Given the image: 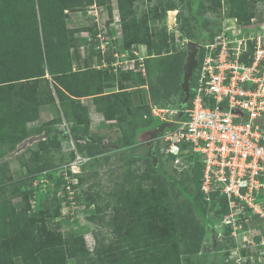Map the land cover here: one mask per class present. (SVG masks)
Instances as JSON below:
<instances>
[{"label":"rangeland","instance_id":"374dc122","mask_svg":"<svg viewBox=\"0 0 264 264\" xmlns=\"http://www.w3.org/2000/svg\"><path fill=\"white\" fill-rule=\"evenodd\" d=\"M95 1L65 11L68 29L75 30L70 36L74 70H82L93 77V81L88 80L95 82L93 86L107 85L104 93L126 90L127 100L132 93L133 98L139 95L136 112L131 113L124 107L110 121L101 114L92 120L93 127L89 130L99 136L76 142L65 121L81 114L80 108L76 112L73 110L76 100L89 107L85 96L77 99L63 86L59 88L50 75H47L49 80L27 82L38 95L37 110L33 109L35 102L30 104L18 93L11 94L12 110L8 103L6 106L0 103V199H12L22 218L23 229L27 227L26 217L34 220L40 231L86 246L84 249L90 254L87 261L71 256L66 244L65 264L111 263L114 258L108 259L109 251L120 252L116 245L129 229L148 242L151 240L165 247L171 264H236L237 260L247 264L244 256L247 251L242 249V241L237 239L236 247L234 242L216 238L213 225L220 214L215 207L218 196L214 194L211 203L205 202V221L189 200L187 193L197 194L194 155L184 151L176 159L170 157L165 136L174 131L179 125L177 121L182 119L180 114L171 115L170 110L181 109V97L176 89L181 77L184 79L185 64L169 61L162 66L163 61L157 60L151 43L158 40L163 28L175 37L173 51L187 50V45H182L181 41L184 38L194 40L197 31L201 32L200 42L214 41L228 26L233 27L229 34L238 39L259 37L264 34V0H105L103 5ZM29 2L31 0H0V32L12 27L11 21L20 17L21 9ZM34 3L38 4V0ZM168 7L171 9L164 12ZM3 10L11 13L9 17L3 15ZM95 29L103 35V41L92 39ZM127 41H132L130 47ZM114 53L117 56L114 57ZM111 54L112 62L108 60ZM134 57L144 61L142 68L129 69ZM118 61L127 71L112 66ZM111 73L116 76L114 84L108 82L111 78L107 74ZM141 78L146 84L138 81ZM121 82L129 87L122 89ZM42 99L47 102L42 103ZM141 104L146 109H142ZM155 105L170 110L157 115L153 110ZM92 106L95 105L92 103ZM10 111L14 115L5 114ZM35 113L38 118L27 122V139L47 136L26 145L23 143L27 139L16 143L13 133L25 123L28 115ZM101 121L106 126L102 127ZM158 122L160 125L155 124ZM47 132L53 133L54 143L46 140ZM42 140L46 142H40ZM57 142L60 146H56ZM46 165L49 166L40 170ZM158 166L182 187L158 173L155 170ZM65 172L77 183L74 210L66 197ZM32 176L36 179L31 186L29 178ZM151 189L156 197L149 193ZM20 238L11 236L6 241L7 247H19ZM59 249L46 253L49 258L39 257L35 264H53V258L61 255ZM13 264L26 263L23 257L16 256Z\"/></svg>","mask_w":264,"mask_h":264},{"label":"built area","instance_id":"2783aa9c","mask_svg":"<svg viewBox=\"0 0 264 264\" xmlns=\"http://www.w3.org/2000/svg\"><path fill=\"white\" fill-rule=\"evenodd\" d=\"M231 28L224 27L212 42L198 41L202 61L196 68L192 104L184 110L157 105L153 110L182 117L165 136L168 152L200 155L204 198L211 203L216 194L215 207L222 212L213 225L216 238L230 243L239 239L247 264H264V34L238 39L229 34ZM97 37L105 39L100 32ZM189 41L184 38L181 44L188 48ZM142 62L134 57L129 69L142 68ZM112 66L127 71L120 61ZM64 174L66 197L74 210L77 183Z\"/></svg>","mask_w":264,"mask_h":264},{"label":"trees","instance_id":"16d2710c","mask_svg":"<svg viewBox=\"0 0 264 264\" xmlns=\"http://www.w3.org/2000/svg\"><path fill=\"white\" fill-rule=\"evenodd\" d=\"M34 1L35 0H31V2L27 3L28 5H26V8L21 9L20 17L11 21L12 27L0 32V103L3 106H6V103H8L9 109L12 110V93H18L24 96V98L26 97L27 102H30V104L36 103L38 95L35 91L31 90V87H28L27 82L40 79L49 80L47 79V75H50L59 88L63 86L66 91L77 96V99L84 96H94L97 109L102 112L107 119H114L118 114V110L121 111L124 107L131 113L136 112L135 110L137 107L136 101L133 98L134 93L130 95V100H127L128 93H125L127 92L126 90L114 94H104L107 85L104 86V83H98L93 86L92 83L95 82H90L91 84L88 82V80L93 81V77L91 78L82 70H74L73 61L75 56L71 51L72 43L70 41V36H73L75 30L68 29L66 25V17L68 15H66L67 13H65V11L71 8L93 4L94 0L89 2L85 0H38V4L34 3ZM95 2L99 5H103L105 0H97ZM169 9L171 8H165L164 12H167ZM10 14L11 13H7V11L3 10V15L9 17ZM92 35L94 41L98 40V31L96 29L92 31ZM158 36V40H153L151 46L154 48L155 55L158 56L157 60L163 61L161 63L162 66H165L166 62L169 61H177L184 66L185 61H187L188 51L185 49L183 51L171 50L176 41L174 35L169 33L167 28L161 29ZM193 39L201 41V32L197 31ZM130 43H132V41L128 42L127 45L129 47ZM112 58L113 54L108 57V60L111 61ZM243 58L247 59V56ZM198 61L200 66L202 51L198 54ZM150 66L151 64L149 63L148 69ZM197 69L194 71L193 80L191 82V98L187 105H183L185 99L182 86L183 77H181V81L177 84L176 91L181 97L180 108L182 110L192 104L194 87L197 82ZM107 75L111 78L108 82L114 84L116 78L115 73ZM138 81L143 85L146 84L143 78L138 79ZM120 87L124 89L129 86L126 84L123 85L121 82ZM153 96V98L156 99L157 95L154 94ZM72 100L75 101L76 99ZM45 102H47V100L42 99V103ZM38 106L39 100L36 105H34L33 109L37 110ZM140 107L146 109L144 104H141ZM77 108H80L82 112L74 119L77 125L71 130L72 138L76 142L96 139V137L99 136L98 134L89 133L91 129V119L88 107L82 105L81 101L76 100L73 110L76 112ZM5 114L14 115L12 111H10V113L5 112ZM26 115L27 113H25V116ZM37 118L38 116L36 113L26 117L25 123L13 133V138L16 143H21L29 137L27 122ZM118 118L120 120L122 119L120 115ZM155 124L160 125L159 122ZM79 128H84V130L81 131ZM47 133L48 137L46 140L54 143L53 133ZM46 140L40 142L44 143ZM56 146H60V142H57ZM77 146L79 145L77 144ZM191 154L194 155L193 158H196L193 170L197 194H187L195 211L202 220L205 221L207 220V201L201 190L203 162L200 155L196 153ZM170 157L176 159L178 156L171 153ZM48 166L49 165L43 166L40 170ZM155 170L162 174L167 180H171L173 183L182 187L181 184L173 180L172 175L167 173L162 167L158 166ZM35 179V176L29 178V184L31 186L34 185ZM74 187L76 188V185H74ZM148 191L153 197H156L153 189ZM31 192L33 193L34 191L31 190ZM219 212L222 213L221 211ZM24 219L27 227L23 229L22 218L18 214L12 199H0V264H13L16 256L23 257L26 264H35L39 257L42 259L49 258L45 256V254L52 253L56 248H60L61 255L58 258L54 257L52 263L65 264L67 257V252L65 251L66 244L69 245L71 256L81 257L86 261L90 260L89 252L84 249L86 248L85 245V247H81L80 244H75L70 239L64 240L59 235L47 234V232L45 233L37 228L34 224V220H30L26 217ZM11 236L17 238L21 237L20 241H22V243L19 247H16V249H11L6 245L7 239ZM25 236H28V239L25 240ZM53 239L57 241H52ZM82 242L84 243L85 240H82ZM116 248L120 249V252L113 250L109 251L110 256L108 259L110 257L114 258L109 264H171L169 257L166 255L165 247L151 240L148 242L147 239L141 238L137 232L134 233L133 230L130 229L124 234L120 242L117 243Z\"/></svg>","mask_w":264,"mask_h":264},{"label":"water","instance_id":"95a60500","mask_svg":"<svg viewBox=\"0 0 264 264\" xmlns=\"http://www.w3.org/2000/svg\"><path fill=\"white\" fill-rule=\"evenodd\" d=\"M201 47H202V45L199 42L194 41V40H190L189 43H188V48H187L188 59H187V62L185 63V66H184L185 73H184V79H183V82H182L183 91L185 93V99L183 101V105H187L189 103V101H190V98H191V92H192L191 80L193 78L194 71H195V69L197 68V66L199 64L198 53H199ZM138 97H139V95H135L134 96V99H135L136 103H138ZM46 136L47 135L44 134V135H40V136H37V137H31V138L27 139L23 143V145L32 143L35 140L43 139Z\"/></svg>","mask_w":264,"mask_h":264},{"label":"crops","instance_id":"0c3cea01","mask_svg":"<svg viewBox=\"0 0 264 264\" xmlns=\"http://www.w3.org/2000/svg\"><path fill=\"white\" fill-rule=\"evenodd\" d=\"M143 51H146L145 46H143ZM104 94H107V92H105ZM85 99L88 100V104H89L88 110H89V114H90L91 128H92L93 127L92 120L94 121V118L100 117L99 115H101V114L104 116V114L97 109L95 101H94V96H85L84 100ZM92 103L95 106H92ZM92 108H94V109H92ZM96 113H98V114L96 115ZM105 119H107V118H105ZM107 120L110 121L109 119H107ZM101 123H103L102 124V127H103L105 125V123L102 121H101ZM65 124L68 126L69 131L71 132L72 128H74V126L77 125V122L75 120H73V118L70 117V119H68V120L66 119ZM71 136H72V132H71ZM73 142H74V140H73Z\"/></svg>","mask_w":264,"mask_h":264}]
</instances>
